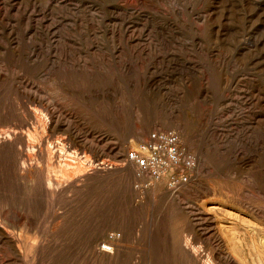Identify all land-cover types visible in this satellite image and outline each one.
<instances>
[{
    "label": "rangeland",
    "instance_id": "obj_1",
    "mask_svg": "<svg viewBox=\"0 0 264 264\" xmlns=\"http://www.w3.org/2000/svg\"><path fill=\"white\" fill-rule=\"evenodd\" d=\"M166 129L174 192L125 161ZM262 232L264 0H0V264H257Z\"/></svg>",
    "mask_w": 264,
    "mask_h": 264
},
{
    "label": "built area",
    "instance_id": "obj_2",
    "mask_svg": "<svg viewBox=\"0 0 264 264\" xmlns=\"http://www.w3.org/2000/svg\"><path fill=\"white\" fill-rule=\"evenodd\" d=\"M125 161L131 164L138 178L164 181L169 191H177L188 185L196 168L195 157L183 146L174 130H153L143 142L130 146ZM149 186L148 182L135 188Z\"/></svg>",
    "mask_w": 264,
    "mask_h": 264
},
{
    "label": "bare ground",
    "instance_id": "obj_3",
    "mask_svg": "<svg viewBox=\"0 0 264 264\" xmlns=\"http://www.w3.org/2000/svg\"><path fill=\"white\" fill-rule=\"evenodd\" d=\"M62 151H63V146H61V147L59 146V152H62ZM68 155H69L68 158H65V161H63L61 164H59V166H57V172L62 177L69 179V178H71V176L74 173H77L80 171L81 163L79 162V159L77 157L72 156L70 154H68ZM40 179H41L42 183H47V185L50 186V184H51L50 178L41 177ZM261 234L262 235L259 236V240L256 239V240H253L252 243L250 242L252 244V247H251V249L253 250L252 252H255L257 254V257H256L257 258L256 259L257 264H264V232H262ZM218 241L220 243V248H222V240L219 238ZM241 241H243V240H241ZM240 244L237 245L236 247L238 249H241V250H242V247L247 246L246 243H243V245H241V246H240ZM171 245H172L173 253L178 255L184 264H214V262L212 261V259L210 257L212 255L208 256V254L206 252H204L202 250L199 251V249H197L194 245H192L188 241V239L186 237H184L182 234H180V236L178 235V237H176V238H173ZM112 246H113L112 242L104 241L103 246H102L103 252L104 253H113ZM29 248H31V246H29ZM251 249H250V251H251ZM220 254L222 256H224V259H227L228 261H230L231 264H237L233 261L234 258H232L228 253H226V252L224 253L223 251H221Z\"/></svg>",
    "mask_w": 264,
    "mask_h": 264
}]
</instances>
